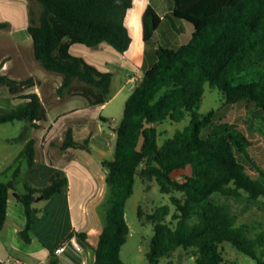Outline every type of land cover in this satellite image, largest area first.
I'll use <instances>...</instances> for the list:
<instances>
[{
	"label": "trees",
	"instance_id": "obj_1",
	"mask_svg": "<svg viewBox=\"0 0 264 264\" xmlns=\"http://www.w3.org/2000/svg\"><path fill=\"white\" fill-rule=\"evenodd\" d=\"M38 18L30 10L27 30L32 37L35 58L43 68L63 75L57 88L79 92L92 105L108 100L112 73L101 71L83 57L70 52L73 43L95 46L108 42L123 53L131 43L125 15L133 0H37ZM173 14L190 22L194 31L191 40L175 48L158 46L155 60L136 88L125 101L123 116L115 128L116 143L112 159L104 160L108 172L105 224L96 246H91L86 232L71 231L92 249L90 264H125L121 249L129 235L126 203L134 193L138 176L154 178L163 193L178 190L182 196L171 194V203L162 204L146 215L154 234L146 253L149 264H157L178 247L192 249L196 264H223L221 244L230 242L239 251L264 264L256 248L264 246V232L249 233V225L238 222L225 204L215 195L240 196L246 192L252 200L264 196V171L252 158L250 140L235 124H213L214 111L202 116L199 107L205 84L217 88L225 102L242 100L254 104L264 127V71L258 79L236 82L237 74L264 61V0H172ZM143 38L150 41L160 23V16L148 5L142 16ZM8 25L0 22V28ZM77 79L84 85L74 88ZM30 76L21 80L0 71V86L24 99L14 108L0 106V122L25 121L38 127L45 118V107L35 91ZM165 88V92L158 95ZM254 112V110H253ZM190 116L189 123L158 142V126L166 119L181 121ZM24 137L23 133L19 136ZM35 139L30 138L19 156L25 155L30 168L35 164ZM77 147L90 149L88 138L74 140L72 130L65 131L61 149ZM261 173L252 177L245 162ZM191 172L183 179L173 178V171L186 166ZM68 178L55 170L49 182L41 187L26 185L27 192L18 199L24 207L26 224L20 235L30 241L33 222L34 196L44 198L67 189ZM14 180L0 181V230L9 209ZM141 217V211H138ZM67 236V237H68ZM51 264L58 259L50 258ZM0 264H5L0 261Z\"/></svg>",
	"mask_w": 264,
	"mask_h": 264
},
{
	"label": "crops",
	"instance_id": "obj_2",
	"mask_svg": "<svg viewBox=\"0 0 264 264\" xmlns=\"http://www.w3.org/2000/svg\"><path fill=\"white\" fill-rule=\"evenodd\" d=\"M13 1L2 0L1 2L3 7L0 9L2 13L0 22H7L8 25L0 28V71L18 80L34 77L35 85L26 91H35L39 94L46 115L45 118L38 121V127L30 126L23 121L25 122L24 137H22L25 141L24 144L26 145L30 138H34L36 141L35 164L33 168H30L31 181L23 185L24 191L17 192L15 182V189L10 192L7 218L0 230V261L5 264H43L46 262L51 264L50 258L53 256L58 259V264H77L79 260H76L67 251L68 246L66 251L60 255L54 254L53 250L73 230L87 232V241L93 243L90 239L92 231L95 230L92 220L97 215L95 210L101 200L95 196L98 190L100 192L103 188V182L105 184L108 172L103 161L113 158L116 143L115 128L123 116L125 101L131 92L126 93L123 99L121 115L110 104L127 87L126 80L130 74L137 70L143 71L151 66L159 45L175 48L188 43L191 40L194 27L187 20L173 14L174 3L172 0H133L132 6L128 8L125 15V24L131 36V43L126 51L121 53L108 42H101L95 46L73 43L70 46L71 53L83 57L101 71L112 73L108 100L102 104L92 105L79 92L64 91L59 94L57 88L62 82L63 75L56 74L58 72L46 73L44 71L39 75L36 68L40 67V63L35 56L33 59L25 60L24 53L20 51L23 48L22 43L18 39L3 35L4 31H14L18 26V24L16 25L17 17H12L10 13L3 11L7 10ZM22 1L24 2V0ZM148 5H151L160 16V23L153 37L146 42L143 38L142 16ZM16 7L18 8V5ZM21 12L23 15V10ZM27 13L28 21L26 20L21 29L27 30L28 10ZM30 37H28L26 47H33L32 37ZM13 49L17 50V59L11 54ZM114 69L121 72L120 79L116 81ZM72 85L74 88H78L84 83L75 79ZM14 97L19 98L18 106L24 102V99L18 96ZM114 118H118L117 122ZM69 128L72 130L74 140L82 142L88 138L89 150L77 147L60 148L65 131ZM97 153L100 156H97ZM55 170H59L67 176L68 185L66 190L57 192L48 199L52 203V199L61 197L55 203L63 202L69 221L68 228L54 246L43 241L42 246H31L33 243L31 232L29 242H26L20 235V231L26 224V216L18 195L27 192L26 185L36 187L46 185ZM74 183H76V189H74ZM11 196L15 199H12ZM84 204H89L87 209ZM33 206L37 208L35 204ZM103 226L97 233L101 232ZM7 238L10 239L8 241L11 247L6 241ZM97 241L98 234L95 243ZM90 251L89 256L92 255V257L89 261L92 262L94 253L92 249ZM20 254H27L28 258L25 259Z\"/></svg>",
	"mask_w": 264,
	"mask_h": 264
},
{
	"label": "rangeland",
	"instance_id": "obj_3",
	"mask_svg": "<svg viewBox=\"0 0 264 264\" xmlns=\"http://www.w3.org/2000/svg\"><path fill=\"white\" fill-rule=\"evenodd\" d=\"M1 2L2 0H0V9L3 7ZM12 3L13 4H11L10 7H7V10L3 11L5 13H10V16L12 17H17L18 20L16 18V25L18 24V26L15 27L14 31H4L3 35L9 38L13 37L18 39L23 45V48L20 51L21 53H24L25 60H28L29 58L33 59V47H26L30 34L26 29L21 28L26 20L28 21L27 10L29 12V18L30 10L32 11L33 16L36 19L38 18L41 8L40 3L37 0H24V2L22 0H14ZM16 5H18V8ZM22 10L23 15L21 12ZM1 15L2 13L0 12V17ZM11 54L16 58L18 55L17 50L12 51ZM39 66V68H36V72L39 75L43 71L46 73H54L43 68L41 64ZM113 71H115V81L119 80L121 72L115 69ZM263 71L264 61L251 67L247 71L237 74L235 81L246 82L258 79ZM56 74L62 76L59 73ZM129 92L131 91L125 87V89L117 95L110 104V106H113L116 111H119L120 115L123 107V99L126 93ZM164 92L165 88H162L158 95ZM18 104L19 98L11 95L6 86L0 87L1 107L14 108L18 106ZM211 110L214 111L212 123L209 127L205 128V131L210 130L213 124L218 123H231L237 125L248 136L250 140V154L255 162L264 171V127L260 124L259 115L255 110L254 104L246 100H242L234 104L226 103L223 94L217 88L210 87L209 84L206 83L199 112L202 116H204ZM114 119L117 122L118 118ZM189 121L190 116L186 115L179 122H173L170 119H166L160 123L158 126L159 144H162L164 140L171 137L175 131L183 129ZM24 124L25 122L19 120L4 123L0 122V181L6 182L14 180V182H16L17 192H23V185L31 181V169L29 167L27 157L25 155L19 156L20 152L25 147V141L19 137L21 133H23ZM92 147L94 148V146ZM245 166L247 172L252 177H262L261 173L252 163L246 161ZM190 172L191 167L188 165L185 168L173 171L172 176L177 180H183ZM74 189H76V183H74ZM171 194L179 197L182 196V193L178 190H173L171 193H163L160 191L159 185L154 178L144 179L138 176L135 182L134 193L128 198L125 208L126 219L130 228L127 241L123 245L121 251V257L123 258L125 264H149L146 253L149 250L154 230L152 223L146 220V215L153 212V210L158 206L166 203L170 204L172 212L175 209V206L171 203ZM39 196H41V194H36L34 196V198L37 197V199L34 200V204L37 206V212L34 214L31 225V237L33 239L31 246H42V241L44 243H50L51 246H54V244L61 238L68 228L69 221L66 208L63 202L58 201L55 203L57 199H60L61 197H55L57 199H52L53 201L51 203L48 198H40ZM107 196L108 186L105 181V184L103 182V188L100 192L98 190V193L95 196L101 200L97 205V210H95L97 215L92 220V224L95 225V230L92 231L90 239L93 243L96 242L97 234L99 238L100 233H97L98 230L105 224ZM11 198L15 199L13 196H11ZM214 198L225 204L230 212L237 217L238 222H244L249 225L250 235L254 236L255 234L264 232V196H260L256 200H252L248 197L246 192H242L240 196H224L217 194ZM84 205L87 209L89 204ZM139 210L142 214L141 217L138 215ZM8 240L10 239H6L8 245L10 246L11 244ZM93 243L89 244L91 246H96L97 243ZM89 249L90 248L87 246L88 251L78 252L72 245L69 244L67 251L70 252L72 257L76 260H79L85 255L88 256V259H91L92 255L89 256L91 249ZM221 249L224 255L223 264H257L255 259L242 251H239L228 241L221 244ZM192 253L193 251L190 248L185 249L183 247H178L172 253L160 258L157 264H196L195 256L192 255ZM256 253L264 260V246L257 247ZM20 256L23 258L25 257V259L28 258L27 254H20ZM43 264L48 263L46 262Z\"/></svg>",
	"mask_w": 264,
	"mask_h": 264
},
{
	"label": "built area",
	"instance_id": "obj_4",
	"mask_svg": "<svg viewBox=\"0 0 264 264\" xmlns=\"http://www.w3.org/2000/svg\"><path fill=\"white\" fill-rule=\"evenodd\" d=\"M142 75H143V71L137 70V72L135 71L127 77L126 85L130 91H133L136 88V86L138 85L139 81L142 78ZM85 242L86 241H83L76 235L71 237L68 236L55 247L53 253L56 255L63 254L66 251L67 246L69 244L72 245L73 248L76 249L78 252L88 251ZM77 264H90L88 256L85 255L81 257Z\"/></svg>",
	"mask_w": 264,
	"mask_h": 264
},
{
	"label": "water",
	"instance_id": "obj_5",
	"mask_svg": "<svg viewBox=\"0 0 264 264\" xmlns=\"http://www.w3.org/2000/svg\"><path fill=\"white\" fill-rule=\"evenodd\" d=\"M94 153H95V152H94ZM97 156H100V154L97 153ZM39 197L42 198V195L39 196ZM36 199H37V197L34 198V200H36Z\"/></svg>",
	"mask_w": 264,
	"mask_h": 264
}]
</instances>
